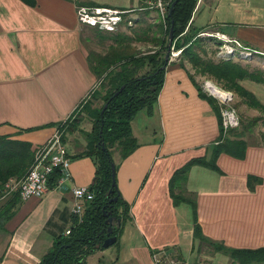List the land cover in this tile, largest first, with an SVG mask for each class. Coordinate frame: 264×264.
<instances>
[{
    "label": "crops",
    "instance_id": "1",
    "mask_svg": "<svg viewBox=\"0 0 264 264\" xmlns=\"http://www.w3.org/2000/svg\"><path fill=\"white\" fill-rule=\"evenodd\" d=\"M89 1L121 9L143 4ZM78 6L77 0H37L36 6L0 0V135L29 141L34 148L43 145L96 87L88 61L94 28L80 23ZM191 22L202 29L216 27L264 55V0H197ZM189 72L180 58L169 60L153 112L142 109L132 121L138 147L124 160L115 158L117 185L131 205L132 219L118 243L89 255L87 264H155L154 254L165 250L179 254L183 264H232L228 255L211 253L194 238L192 207L175 206L170 195L174 172L194 158H209L221 135L218 114L200 96ZM247 83L264 104V85ZM79 128L64 140L73 159L64 188L25 200L16 193L0 197V213L10 208L7 217L0 215V264H39L70 227L72 190L91 186L97 167L94 157H74L87 145ZM261 140L249 142L242 159L221 153L218 169L194 164L188 172L185 189L196 195L204 234L231 248L264 247ZM250 176L260 178L254 188Z\"/></svg>",
    "mask_w": 264,
    "mask_h": 264
},
{
    "label": "trees",
    "instance_id": "2",
    "mask_svg": "<svg viewBox=\"0 0 264 264\" xmlns=\"http://www.w3.org/2000/svg\"><path fill=\"white\" fill-rule=\"evenodd\" d=\"M22 1L30 6L37 5V0ZM174 1L176 0H171L170 5ZM196 2L197 0H177L172 17L168 16L167 27L162 23H145L146 25L140 26L141 20H138V27H127L130 35L121 31L105 32L92 27L98 44L105 46L104 44L109 42L104 53L91 50L88 55L90 67L99 81V87L92 93V99L102 100L103 105L93 109L84 105L89 110L92 126L90 130L83 129L87 140L86 149L74 157L95 158L96 174L91 185L95 198L87 204L82 216L73 213V220L68 228L70 234L65 232L58 235L39 264H87L89 255L107 247L105 241L108 237L115 236L117 244L125 224L132 219L131 205L121 195L117 183L113 185V165L116 171L119 167L114 155L118 152L120 159L124 160L138 147L132 132V121L142 109L153 112L169 63L165 55L172 25V45L181 49V65L186 68L187 59L196 74L213 78L224 88L238 93L242 103L258 109L261 115L249 121L243 120L238 128L225 133L218 101L208 95L196 76L189 72L200 96L208 100L218 114L221 135L218 142L212 146L209 158H194L174 172L169 182L170 195L175 206L186 203L192 207L195 239L214 251L228 255L232 264H264V247L231 248L207 237L198 220L196 195L185 189L191 166L203 164L218 169L216 161L221 153L244 158L249 144L248 135L254 131L259 121L264 125V104L255 93L242 84V81L250 80L264 85V71L253 70L248 65L229 59L216 62L201 55L197 48H200L202 39L196 38V34L202 28L194 26L191 22ZM77 3L79 6H100L92 1L77 0ZM137 43L153 44L158 49L140 51L132 46ZM80 107L68 120L56 125L65 135L79 127L80 121L74 119V116ZM26 130L30 129H21L20 132ZM262 138L264 141V134ZM36 148L29 141L0 135V197L4 193L5 183L10 178L20 179L28 173L35 159ZM60 176V169H55L49 177L50 189L56 187ZM259 181L260 178L250 176V187L254 188V184ZM9 212L10 208L7 207L0 215L7 217ZM110 217H114L112 234H109ZM178 257L180 258V255Z\"/></svg>",
    "mask_w": 264,
    "mask_h": 264
},
{
    "label": "built area",
    "instance_id": "3",
    "mask_svg": "<svg viewBox=\"0 0 264 264\" xmlns=\"http://www.w3.org/2000/svg\"><path fill=\"white\" fill-rule=\"evenodd\" d=\"M199 2L202 0H198ZM144 5L155 11L160 20L167 25L169 16L171 0H144ZM127 10L110 7V6H85L80 5L77 8V15L80 23L94 28H98L105 32H115L119 29L123 22V18ZM216 36H221L227 42H233L240 46L245 55L257 53L253 48L245 46L237 39H231L223 33H218ZM220 38V37H219ZM237 49V47H235ZM248 50V51H245ZM179 52H173L170 60L176 59ZM203 90L210 96L214 97L219 105L221 111V121L224 132L236 129L241 125L239 114L232 103L235 95L232 91H226L219 88L211 80H206L202 85ZM218 88L213 89V88ZM62 129L56 128L51 137L43 144L36 148L34 162L28 173L20 178H10L4 186L3 196H12L18 193L22 199H29L31 197H42L50 189L49 177L55 169H60L61 176L57 182V188H64L66 181L70 178V168L72 164V156L70 155L66 143L62 136ZM55 187V188H56ZM73 196L75 205L73 213L82 216L87 204L95 198V192L91 186L81 185L73 188ZM70 234V230L66 231ZM170 253L159 251L154 254L155 264H176V261L169 258Z\"/></svg>",
    "mask_w": 264,
    "mask_h": 264
},
{
    "label": "rangeland",
    "instance_id": "4",
    "mask_svg": "<svg viewBox=\"0 0 264 264\" xmlns=\"http://www.w3.org/2000/svg\"><path fill=\"white\" fill-rule=\"evenodd\" d=\"M78 1L87 2L89 0H78ZM100 6H102V5H100ZM105 6H109V5H105ZM125 10H127V13H125L124 18H123V22L117 31H121V32L126 33L127 35H130L131 32H130V30L127 29L128 26L138 27L139 25L140 26L146 25L145 23H151V24L162 23L165 27H167L160 20V18L158 17L156 12L151 10V9H148L144 4H142V6L138 7L137 9H125ZM138 20H141L139 25L136 24V21H138ZM142 22H144V23H142ZM218 33H220V31L216 27H208V28L201 29L199 31V33L196 34V38L202 39V41L200 42L201 46H200V48H197V50L201 53V55L203 57L212 59L216 62L229 59L233 62L241 63L243 65H248L253 70L256 69V70H263L264 71V55L257 54V53H252L251 55L250 54L245 55V54L241 53L244 50L240 46L236 45L233 42L232 43L227 42L221 36H219L220 37L219 38L218 36H216V34H218ZM184 42H186V41L184 40ZM108 43L109 42H106L104 44L105 46H103V45L98 44L97 40H92L89 43V52L91 50H97L101 53H104L106 51L108 45H109ZM132 46L136 47L140 51H149V50H157L158 49L157 47H154L153 44L137 43V44H133ZM235 47H237V49H235ZM168 49H169V46L166 50V55L168 53ZM245 51H248V50H245ZM173 52H175V53L179 52V55H178V57H176V59L181 58V49H177V48H175L174 45H172L169 57L172 56ZM166 55H165V57H166ZM185 64L189 67L190 72L196 76V79H197V81L200 82L201 86L204 84V82L206 80H211L219 88H222L223 90H226V91H231V90L224 88L222 84L218 83L213 78L196 74V70L193 68L192 64L187 59L185 60ZM247 81H250V80L242 81V84H244L245 87L248 84ZM261 85H263V84H261ZM248 86H249V84H248ZM98 87H99V81L97 82L96 87L92 90L90 96L86 99L84 104H82V106L77 111L76 115L74 116V119L76 118V119H79V121H80V123H79L80 128L79 129H80L81 133H83V129L84 130H90L91 126H92L91 122H90L89 110L87 108H85L84 105H89V107H91L92 109L95 107H101L103 105L102 100L92 99V93ZM232 92L235 95V99H234V102L232 103V105H233V107L236 108L241 121L246 120V119L249 121V120L261 115V112L258 109L254 108V107H250V106L242 103V98L239 96L238 93H236L234 91H232ZM263 126L264 125H262L260 123V121L257 123V125L254 127V131L252 133H250V135H248V137H247L248 141L250 143L262 142L261 137L264 134V127ZM226 133H228V132H226ZM67 134L68 133H66V135H65L64 131H62L63 139H64V135L66 138ZM83 135L85 136L84 133H83ZM115 158H116V160L120 158V154L118 152H115ZM201 245L204 246V244H202V243H201ZM210 248H208V249L211 251V253L221 252V251H214L212 248L211 249ZM205 251H206V249H204V252ZM178 256H179V254H176V255L170 254L168 257L169 258L171 257V259L175 260L176 264H183L182 263L183 262L182 257L180 256V258H179ZM197 263L199 264V262H197Z\"/></svg>",
    "mask_w": 264,
    "mask_h": 264
},
{
    "label": "water",
    "instance_id": "5",
    "mask_svg": "<svg viewBox=\"0 0 264 264\" xmlns=\"http://www.w3.org/2000/svg\"><path fill=\"white\" fill-rule=\"evenodd\" d=\"M176 3H177V0L176 1H174L172 4H171V6H170V9H169V17H172V15H173V10H174V7H175V5H176ZM172 22H173V20H172ZM173 33H174V26L172 25V27H171V31H170V36H169V38H170V41H169V49H168V53H167V55H166V59L169 61V56H170V51H171V47H172V44H173ZM107 106V105H106ZM117 182H116V169H115V167H114V165H113V185H115ZM108 222H110V229H109V231H110V233L109 234H112V225H113V223H114V217H110L109 219H108ZM116 242V237L115 236H110V237H108L107 238V240L105 241V245L108 247V246H110V245H112V244H114Z\"/></svg>",
    "mask_w": 264,
    "mask_h": 264
},
{
    "label": "bare ground",
    "instance_id": "6",
    "mask_svg": "<svg viewBox=\"0 0 264 264\" xmlns=\"http://www.w3.org/2000/svg\"><path fill=\"white\" fill-rule=\"evenodd\" d=\"M213 89H217V90H219L218 88H215V87H214Z\"/></svg>",
    "mask_w": 264,
    "mask_h": 264
}]
</instances>
